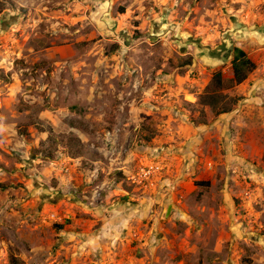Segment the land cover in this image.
I'll return each instance as SVG.
<instances>
[{
	"label": "rangeland",
	"instance_id": "1",
	"mask_svg": "<svg viewBox=\"0 0 264 264\" xmlns=\"http://www.w3.org/2000/svg\"><path fill=\"white\" fill-rule=\"evenodd\" d=\"M231 47L258 69L215 118L201 95L232 78ZM12 257L264 264V0H0V264Z\"/></svg>",
	"mask_w": 264,
	"mask_h": 264
},
{
	"label": "trees",
	"instance_id": "2",
	"mask_svg": "<svg viewBox=\"0 0 264 264\" xmlns=\"http://www.w3.org/2000/svg\"><path fill=\"white\" fill-rule=\"evenodd\" d=\"M257 69L256 62L242 48L236 47L232 60V78H225L222 71L216 72L211 83L201 95L200 104L213 112L215 118L231 113L242 98L230 96L228 92L245 83ZM196 184L205 186L202 183ZM11 264H20V262L18 258L12 257Z\"/></svg>",
	"mask_w": 264,
	"mask_h": 264
},
{
	"label": "crops",
	"instance_id": "3",
	"mask_svg": "<svg viewBox=\"0 0 264 264\" xmlns=\"http://www.w3.org/2000/svg\"><path fill=\"white\" fill-rule=\"evenodd\" d=\"M174 197H179V195H175V194H173V193H171L170 195H169V201H171V199L172 198H174ZM155 200L157 201V202H161V204H164V203H167V200H165L164 199V197L162 198V197H156L155 198ZM175 206H168L167 208H166V217L168 218V217H170L169 215L171 214V212L173 213V211L171 210V209H173ZM141 215V216H140ZM143 215H144V217H146V213H143ZM143 215H142V213L141 212H139V211H137L136 213H135V215H134V217L136 218V221L137 222H139V224L141 225V224H144L145 225V221H146V219L143 217ZM129 221V220H128ZM125 226V228H126V224L124 225ZM153 233H154V237L155 238H159V239H166V236L164 235V233H161V232H159L158 231V229H154V231H153ZM138 236V235H137ZM147 243V242H146ZM146 243H145V245H146Z\"/></svg>",
	"mask_w": 264,
	"mask_h": 264
},
{
	"label": "flooded vegetation",
	"instance_id": "4",
	"mask_svg": "<svg viewBox=\"0 0 264 264\" xmlns=\"http://www.w3.org/2000/svg\"><path fill=\"white\" fill-rule=\"evenodd\" d=\"M235 48L236 47H231L230 49H229V51H228V53H229V55L232 57V60H233V58H234V54H235ZM223 65V64H222Z\"/></svg>",
	"mask_w": 264,
	"mask_h": 264
},
{
	"label": "built area",
	"instance_id": "5",
	"mask_svg": "<svg viewBox=\"0 0 264 264\" xmlns=\"http://www.w3.org/2000/svg\"><path fill=\"white\" fill-rule=\"evenodd\" d=\"M149 175H152V173H151V172H149ZM147 177H148V174L146 175V179H147Z\"/></svg>",
	"mask_w": 264,
	"mask_h": 264
}]
</instances>
